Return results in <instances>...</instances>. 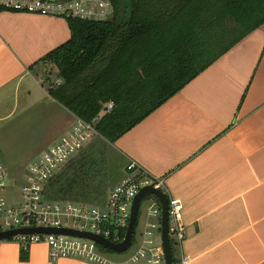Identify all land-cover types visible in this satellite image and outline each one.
Here are the masks:
<instances>
[{
  "label": "crops",
  "instance_id": "crops-1",
  "mask_svg": "<svg viewBox=\"0 0 264 264\" xmlns=\"http://www.w3.org/2000/svg\"><path fill=\"white\" fill-rule=\"evenodd\" d=\"M69 37L64 17L0 11L1 164L12 124L32 127L35 149L73 126L76 116L47 92L61 83L56 68L48 63L43 73L46 54ZM111 146L126 164L164 177L168 196L181 201L185 239L176 255L186 264H264V22ZM20 252L17 240H0V264H51L46 243L30 244L26 260Z\"/></svg>",
  "mask_w": 264,
  "mask_h": 264
},
{
  "label": "trees",
  "instance_id": "trees-1",
  "mask_svg": "<svg viewBox=\"0 0 264 264\" xmlns=\"http://www.w3.org/2000/svg\"><path fill=\"white\" fill-rule=\"evenodd\" d=\"M109 1L111 18H66L70 37L45 60L61 79L48 87L50 97L84 121L98 117L96 133L110 143L264 22V0ZM109 101L112 109L100 114Z\"/></svg>",
  "mask_w": 264,
  "mask_h": 264
},
{
  "label": "built area",
  "instance_id": "built-area-1",
  "mask_svg": "<svg viewBox=\"0 0 264 264\" xmlns=\"http://www.w3.org/2000/svg\"><path fill=\"white\" fill-rule=\"evenodd\" d=\"M0 11L105 20L112 14V5L109 0H0ZM112 107L111 101L106 102L102 114ZM94 121L87 122L76 117L71 129L28 166L21 183L20 200L16 203L8 202L4 196L7 183L0 163V231L64 227L99 235L112 243H118L124 238L134 197L142 188L151 186L168 199L167 235L170 248L174 247L177 253L185 239L183 205L179 199L168 196L164 177L150 174L135 161L126 164L122 177L111 188L106 202L101 206L53 201L45 197V188L52 176L96 134ZM142 201L146 202L144 224L138 239L131 242L128 248L131 250L119 260L110 258L108 253L100 249L104 247L84 237L34 232L19 234L10 239L17 240L24 249L33 243H46L51 264H56L60 258L80 259L93 264H165L161 239V203L154 194L144 195L139 201L137 220ZM186 262L185 257L176 255L174 264Z\"/></svg>",
  "mask_w": 264,
  "mask_h": 264
},
{
  "label": "rangeland",
  "instance_id": "rangeland-1",
  "mask_svg": "<svg viewBox=\"0 0 264 264\" xmlns=\"http://www.w3.org/2000/svg\"><path fill=\"white\" fill-rule=\"evenodd\" d=\"M43 73L45 75L46 69L43 70ZM55 73L58 75L57 70ZM49 76L50 78L54 76L52 68ZM32 112L29 111L28 114ZM29 120L31 124H34L38 118L33 119L31 117ZM94 120L96 121V119ZM47 123L48 119H40L38 125L43 127V124L46 125ZM10 127L12 128L9 129L5 139L9 147L3 148L2 153L5 158L1 161L7 183L4 196L8 199V202L16 203L20 200L21 183L28 171V166L42 156L48 147L34 148L36 138L34 133L36 132L32 127L22 125L21 122L14 123ZM70 162L71 166L69 165ZM125 166L126 161L123 156L111 146L109 141L96 133L52 176L51 179H55V176L61 171L66 173L62 180L57 182H53L54 179L49 180L50 183L48 182V186L45 188V197L53 201H72L101 206L106 202L111 188L122 177ZM61 186L66 191L62 198H60L61 196H55L52 192L53 187L60 188ZM145 206L146 202L142 201L135 227V238H137L138 232L144 224ZM100 249L115 258L122 257L131 250L130 248L122 255H118L105 248Z\"/></svg>",
  "mask_w": 264,
  "mask_h": 264
},
{
  "label": "water",
  "instance_id": "water-1",
  "mask_svg": "<svg viewBox=\"0 0 264 264\" xmlns=\"http://www.w3.org/2000/svg\"><path fill=\"white\" fill-rule=\"evenodd\" d=\"M113 16L111 14L110 18ZM48 61H44V70L48 65ZM146 194H154L160 201L162 211H161V239L163 245V252H164V259L165 264H174L172 252L170 248V243L167 235V206H168V199L165 195H163L160 191L153 189L151 186H146L142 188L134 197L132 206H131V214L129 218V223L126 228V232L122 241L118 243H112L103 237L95 234H91L84 231H78L71 228H64V227H54V228H40V227H30V228H17L11 230L0 231V240L10 239L19 234H31L34 232H41V233H56V234H66L71 236H78L91 239L101 245L102 247L115 252V253H123L128 250L131 246L132 236L134 232L135 222L137 220L138 215V206L140 199Z\"/></svg>",
  "mask_w": 264,
  "mask_h": 264
}]
</instances>
